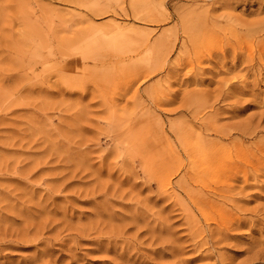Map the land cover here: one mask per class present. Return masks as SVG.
Returning a JSON list of instances; mask_svg holds the SVG:
<instances>
[{
    "label": "rangeland",
    "instance_id": "obj_1",
    "mask_svg": "<svg viewBox=\"0 0 264 264\" xmlns=\"http://www.w3.org/2000/svg\"><path fill=\"white\" fill-rule=\"evenodd\" d=\"M0 264H264V0H0Z\"/></svg>",
    "mask_w": 264,
    "mask_h": 264
},
{
    "label": "bare ground",
    "instance_id": "obj_2",
    "mask_svg": "<svg viewBox=\"0 0 264 264\" xmlns=\"http://www.w3.org/2000/svg\"><path fill=\"white\" fill-rule=\"evenodd\" d=\"M96 2H97V0H96ZM131 4V6L132 7H135V4H134V2H132V3H130ZM136 4H137V2H136ZM91 5H94V4H91ZM138 8V7H137ZM169 185L168 184H166L165 186H163L165 189L168 187Z\"/></svg>",
    "mask_w": 264,
    "mask_h": 264
}]
</instances>
